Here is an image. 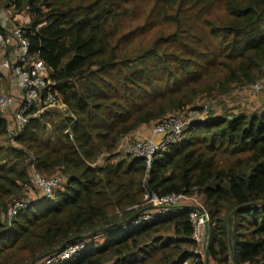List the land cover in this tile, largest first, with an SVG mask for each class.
I'll return each mask as SVG.
<instances>
[{"label": "trees", "instance_id": "1", "mask_svg": "<svg viewBox=\"0 0 264 264\" xmlns=\"http://www.w3.org/2000/svg\"><path fill=\"white\" fill-rule=\"evenodd\" d=\"M11 8L32 16L25 35L30 52L44 61L70 113L33 116L17 146L0 145V264H31L93 238L58 264L191 259L186 211L121 224L143 209L126 210L146 192L196 193L211 216L212 263L261 264L264 105L239 114L210 111L148 174L143 158L111 154L141 128L171 114L187 117L184 111L201 98L252 88L264 73V0H0V11ZM7 133L0 112V139ZM33 169L64 178L51 199L24 200ZM20 201L26 206L6 217Z\"/></svg>", "mask_w": 264, "mask_h": 264}, {"label": "built area", "instance_id": "2", "mask_svg": "<svg viewBox=\"0 0 264 264\" xmlns=\"http://www.w3.org/2000/svg\"><path fill=\"white\" fill-rule=\"evenodd\" d=\"M31 17L27 12L15 14L13 8L0 11V112L8 120V133L0 139L1 146H17L16 137L23 132L33 116L42 115L52 109H63L66 115L70 113L69 108L53 90L54 82L44 61L30 52V42L25 35ZM251 90L255 95L264 93V73L252 85ZM34 109L35 112L32 113ZM190 124L187 117L179 114L168 115L154 125L151 138L139 130L125 136L117 153L143 158L148 174L155 160L163 156L171 144L181 139ZM63 182L64 178L60 174L48 179L35 171L32 174V183L26 188L31 190L38 187L44 193L43 199L48 200ZM25 206L23 202L18 203L14 209H10L6 217L11 218L17 208ZM174 206L187 207L172 209ZM141 207L143 209L139 211L143 212L134 219L135 225L166 216L174 210L186 211L192 225V245L188 249L192 258L182 264H213L209 257L211 216L202 197L196 193H173L160 197L146 192L140 205L126 210H138ZM93 240L94 238L69 243L63 250L55 251L33 264H58L70 260L85 250Z\"/></svg>", "mask_w": 264, "mask_h": 264}, {"label": "rangeland", "instance_id": "3", "mask_svg": "<svg viewBox=\"0 0 264 264\" xmlns=\"http://www.w3.org/2000/svg\"><path fill=\"white\" fill-rule=\"evenodd\" d=\"M22 25L23 23L20 22ZM264 97V93L255 95L251 89L243 90L242 88H236L232 92L224 96H218L213 99L201 98L197 103L184 111V115L193 122H198L205 120L210 111L216 113L217 115H223L226 113H241V112H253L259 110L264 105L261 97ZM56 110L63 115H66V112L63 109H52ZM153 132V127H150ZM152 136H149L151 138ZM119 153H112L111 156H115L117 159L122 158L118 155ZM107 156V155H106ZM106 156H100L99 160L94 164L95 166H100L103 164ZM60 174V173H59ZM57 175V174H56ZM27 189V188H26ZM29 189V188H28ZM26 190L27 194L25 195V201L36 200L37 198H43L44 193L40 192L39 188ZM23 200V201H24ZM22 202V201H20ZM19 203V202H18ZM17 205V204H16ZM16 205L10 207L14 209ZM3 220V213L0 211V220ZM103 237L96 238L95 241L98 245H101L105 239ZM33 264V263H31Z\"/></svg>", "mask_w": 264, "mask_h": 264}, {"label": "water", "instance_id": "4", "mask_svg": "<svg viewBox=\"0 0 264 264\" xmlns=\"http://www.w3.org/2000/svg\"><path fill=\"white\" fill-rule=\"evenodd\" d=\"M187 206H174V207H171L172 209H179V208H186ZM151 208H153V207H151ZM151 208H149V209H151ZM143 211H139V212H137V213H135L131 218H129L127 221H125V222H122L121 224H125V223H128V222H130L131 220H134L139 214H141ZM229 223H231V220H229ZM117 225H120V224H116L115 226H117ZM111 227H113V226H110V227H106V228H103V229H100V230H98V231H96V232H93V233H91V234H89V235H87V236H85V237H87V238H89V237H92V236H94V235H96L97 233H102V232H105V231H107V230H109ZM229 233H230V238H232V228H231V226L229 227Z\"/></svg>", "mask_w": 264, "mask_h": 264}, {"label": "crops", "instance_id": "5", "mask_svg": "<svg viewBox=\"0 0 264 264\" xmlns=\"http://www.w3.org/2000/svg\"><path fill=\"white\" fill-rule=\"evenodd\" d=\"M261 98H262V100H264L263 96ZM139 131H141L142 134L147 136V137L152 136V130L150 128L144 127V128H141Z\"/></svg>", "mask_w": 264, "mask_h": 264}]
</instances>
